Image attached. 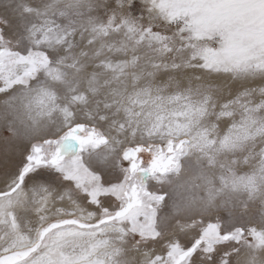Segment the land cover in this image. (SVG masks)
<instances>
[{
    "label": "snow or ice",
    "instance_id": "obj_1",
    "mask_svg": "<svg viewBox=\"0 0 264 264\" xmlns=\"http://www.w3.org/2000/svg\"><path fill=\"white\" fill-rule=\"evenodd\" d=\"M0 264H264V0H0Z\"/></svg>",
    "mask_w": 264,
    "mask_h": 264
}]
</instances>
